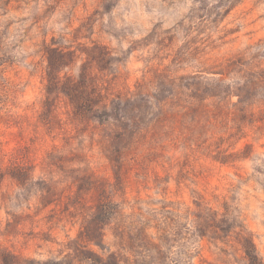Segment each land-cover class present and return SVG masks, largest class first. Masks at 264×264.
Here are the masks:
<instances>
[{"label":"rangeland","instance_id":"374dc122","mask_svg":"<svg viewBox=\"0 0 264 264\" xmlns=\"http://www.w3.org/2000/svg\"><path fill=\"white\" fill-rule=\"evenodd\" d=\"M249 240L264 263V0H0V264Z\"/></svg>","mask_w":264,"mask_h":264},{"label":"trees","instance_id":"16d2710c","mask_svg":"<svg viewBox=\"0 0 264 264\" xmlns=\"http://www.w3.org/2000/svg\"><path fill=\"white\" fill-rule=\"evenodd\" d=\"M66 91L65 89H63ZM246 253L249 259V264H264L262 260L259 258L254 244L249 240L246 245Z\"/></svg>","mask_w":264,"mask_h":264}]
</instances>
